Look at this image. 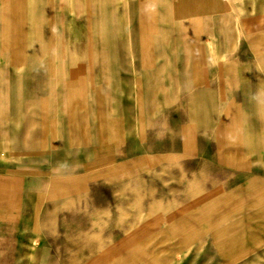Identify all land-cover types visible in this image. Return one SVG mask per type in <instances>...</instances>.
<instances>
[{"label": "crops", "instance_id": "obj_1", "mask_svg": "<svg viewBox=\"0 0 264 264\" xmlns=\"http://www.w3.org/2000/svg\"><path fill=\"white\" fill-rule=\"evenodd\" d=\"M116 1L0 0V264H264V0Z\"/></svg>", "mask_w": 264, "mask_h": 264}, {"label": "rangeland", "instance_id": "obj_2", "mask_svg": "<svg viewBox=\"0 0 264 264\" xmlns=\"http://www.w3.org/2000/svg\"><path fill=\"white\" fill-rule=\"evenodd\" d=\"M58 2V4L63 2V0H49ZM77 1L75 9H79V0H72ZM118 3V0L116 1ZM112 4V0H88V21L89 26H92L93 29L99 27H106L107 24L111 23V17L108 15H101V12L104 10L106 11V7ZM98 9L99 14H96V10ZM67 11V10H66ZM74 15V14H72ZM78 17V16H77ZM61 17L59 18V21ZM93 38H96V35H99V38H102L100 33L93 32ZM107 33H104V39ZM102 40V39H100ZM94 69L96 65H93ZM4 84L2 71L0 69V107L4 110L0 111V137L3 139H15V136L19 132L24 133V139L30 140L33 131H35V127L33 124L38 122V115L34 111V104L33 99L27 94L25 86H16L12 89V94H8L9 91H3L2 86ZM14 93V94H13ZM137 98V103H138ZM25 123L27 127L21 128L17 127V125ZM21 134V133H20ZM10 137V138H8ZM34 148L38 149L41 148L42 145L37 144H29V143H14L8 142L6 144L0 143V155L1 153H7L6 157H1L2 159H6L8 166H16L18 164H30L32 161L30 159H23L21 158L23 155H30V151ZM19 157V158H18ZM30 158V157H28ZM38 163V161H37Z\"/></svg>", "mask_w": 264, "mask_h": 264}]
</instances>
